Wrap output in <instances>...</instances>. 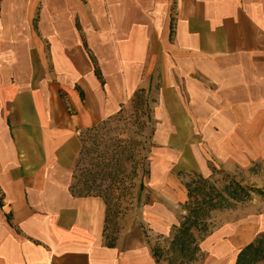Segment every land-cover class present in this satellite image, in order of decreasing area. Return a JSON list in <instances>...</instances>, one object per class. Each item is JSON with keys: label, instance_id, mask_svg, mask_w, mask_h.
<instances>
[{"label": "crops", "instance_id": "1", "mask_svg": "<svg viewBox=\"0 0 264 264\" xmlns=\"http://www.w3.org/2000/svg\"><path fill=\"white\" fill-rule=\"evenodd\" d=\"M124 114L146 174L113 215L74 170ZM221 175L247 197L193 220ZM0 264H264V0H0Z\"/></svg>", "mask_w": 264, "mask_h": 264}, {"label": "rangeland", "instance_id": "2", "mask_svg": "<svg viewBox=\"0 0 264 264\" xmlns=\"http://www.w3.org/2000/svg\"><path fill=\"white\" fill-rule=\"evenodd\" d=\"M141 115H121L97 129L86 132L74 170L76 191L102 195L110 213L121 215L136 200L141 178L146 174L145 152L149 132L142 131ZM240 186L223 175L195 178L189 182L193 220L203 222L214 206L230 198L247 197ZM250 188L248 196L250 197Z\"/></svg>", "mask_w": 264, "mask_h": 264}]
</instances>
